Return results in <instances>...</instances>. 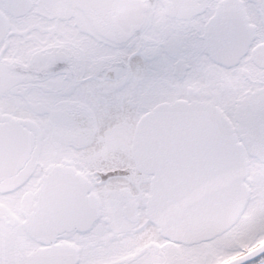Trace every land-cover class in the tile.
<instances>
[{
  "label": "snow or ice",
  "instance_id": "1",
  "mask_svg": "<svg viewBox=\"0 0 264 264\" xmlns=\"http://www.w3.org/2000/svg\"><path fill=\"white\" fill-rule=\"evenodd\" d=\"M0 264H264V0H0Z\"/></svg>",
  "mask_w": 264,
  "mask_h": 264
}]
</instances>
